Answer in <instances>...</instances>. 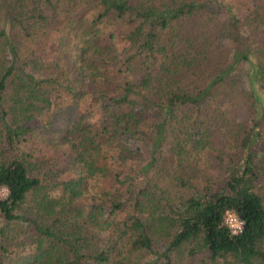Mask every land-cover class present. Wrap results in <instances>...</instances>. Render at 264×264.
<instances>
[{"label": "trees", "instance_id": "1", "mask_svg": "<svg viewBox=\"0 0 264 264\" xmlns=\"http://www.w3.org/2000/svg\"><path fill=\"white\" fill-rule=\"evenodd\" d=\"M243 1L0 0V264H264V0ZM89 85L96 119L38 135Z\"/></svg>", "mask_w": 264, "mask_h": 264}, {"label": "rangeland", "instance_id": "2", "mask_svg": "<svg viewBox=\"0 0 264 264\" xmlns=\"http://www.w3.org/2000/svg\"><path fill=\"white\" fill-rule=\"evenodd\" d=\"M243 0H216V3L213 4V8L222 13L224 17L229 16L231 13L232 15H239L241 12L245 11V6ZM82 16L87 19L88 21L92 20L95 17V12H92L91 9H88L87 11L82 13ZM51 44V43H50ZM50 46L48 47L49 50ZM53 49V45H51V50ZM48 57H52L51 55L46 54ZM95 87L93 85H89L87 87V90L90 91V94L88 96V99L86 100H80V101H71L68 100V95L63 94V97L61 101H63V104L57 108L54 111H50L47 116L49 122L46 123V120H37L35 124L38 125V135H47L50 136V131L56 133H60V131L67 126L70 123L79 121V120H91L96 119L97 114L95 112H92L94 109H92V105H90L91 97L95 95ZM66 101V102H65ZM68 103V104H66ZM50 125V123H52ZM46 124V125H45ZM36 125V128H37ZM52 148H48V152L45 154L46 156H49L51 153ZM65 152L61 151V154L64 155ZM66 166V162H63V159L60 158L59 162L56 165V170L61 171L62 175L56 177L55 179H65L69 176V173H66L64 171V168ZM63 169V170H62ZM3 194H0V199H3Z\"/></svg>", "mask_w": 264, "mask_h": 264}, {"label": "built area", "instance_id": "3", "mask_svg": "<svg viewBox=\"0 0 264 264\" xmlns=\"http://www.w3.org/2000/svg\"><path fill=\"white\" fill-rule=\"evenodd\" d=\"M0 194H3V199L7 197L8 191L6 188H0ZM0 199V200H3ZM224 223L226 227L229 229L231 234L239 235L243 229L242 221L237 217V215L233 212H226L224 216Z\"/></svg>", "mask_w": 264, "mask_h": 264}]
</instances>
